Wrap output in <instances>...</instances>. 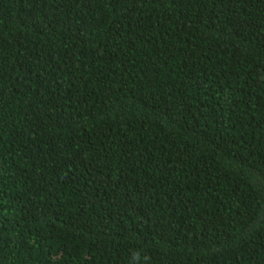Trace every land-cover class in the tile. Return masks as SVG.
<instances>
[{"label":"trees","instance_id":"obj_1","mask_svg":"<svg viewBox=\"0 0 264 264\" xmlns=\"http://www.w3.org/2000/svg\"><path fill=\"white\" fill-rule=\"evenodd\" d=\"M0 264H264V0H0Z\"/></svg>","mask_w":264,"mask_h":264}]
</instances>
